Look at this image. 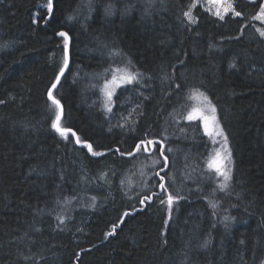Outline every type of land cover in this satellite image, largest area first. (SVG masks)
I'll return each instance as SVG.
<instances>
[{
    "label": "trees",
    "instance_id": "16d2710c",
    "mask_svg": "<svg viewBox=\"0 0 264 264\" xmlns=\"http://www.w3.org/2000/svg\"><path fill=\"white\" fill-rule=\"evenodd\" d=\"M195 1L53 0L49 17L47 0H0V264H264V0H234L241 16L224 20ZM59 31L61 126L103 156L51 127ZM122 67L137 81L107 111ZM197 89L229 140L227 191L211 137L186 119ZM156 173L180 197L171 218Z\"/></svg>",
    "mask_w": 264,
    "mask_h": 264
},
{
    "label": "snow or ice",
    "instance_id": "6c2138e0",
    "mask_svg": "<svg viewBox=\"0 0 264 264\" xmlns=\"http://www.w3.org/2000/svg\"><path fill=\"white\" fill-rule=\"evenodd\" d=\"M44 7L47 8L49 17L51 16V13L53 11V0H47L46 5ZM229 12H234L235 16L239 17L241 16V13L239 11H235L233 4L231 3V0H225V6L223 7V13L227 14ZM105 14L111 15L112 14V6L109 5L105 8ZM224 14H221L220 10H217L215 15L218 16L220 20H224L225 16ZM184 15L188 18L189 23L195 24L197 21L192 16L191 12H185ZM71 18V17H70ZM254 19L262 20L264 21V4L260 5L259 13ZM33 23H38L36 19L33 20ZM259 32V35L261 37H264V30L257 29ZM56 35L63 38V49H64V61L63 65L59 70V73L55 77V81L51 84L49 90H48V99L52 102V105L55 106L56 115L55 119L51 123V127L65 140L69 138V133H71V136L75 137V143L76 144H82L83 147H86L88 152L91 153L93 156H103L106 153L94 151L93 145L89 142H83L81 141L80 137L77 136L76 132L73 131L70 128L62 127L61 121H62V113H63V107L61 105V102L59 99H56L53 96V90L57 88V85L60 83V78L63 76L65 69L68 67V49H69V42L70 37L69 34L65 31H59L56 33ZM230 67H235V64H230ZM117 80V77L113 75L112 81L105 84V96L107 99V103L105 105L107 111H111V107L108 105L112 102V91L109 89L108 84L109 83H115ZM120 80L122 83L125 84H132L134 81H137V74L135 73H126L124 76L120 77ZM179 87V86H178ZM199 97L202 98V104L198 108L192 109L191 112L188 113L186 116V119L188 121H195L199 120L202 122V126L204 129L205 135H208L209 137H220L221 138V147L217 149L213 156L209 157L207 162V167L210 170H213L217 176L223 177V182L218 185L219 189L221 191H227L229 184L228 181L231 179V168L229 167L231 165V150L228 147V137L225 135L224 130L220 127L218 118H217V109L216 106L209 100L207 95H205L203 92H199V90H196ZM4 101L0 100V103H3ZM154 142L152 140H141L139 143L135 144V149L137 151H147L146 145H152ZM109 151H112L111 149ZM160 154L163 155V148L160 147L159 149ZM168 151H171V149H168ZM115 152L119 153L121 156H124L125 153L122 152L119 148L115 149ZM134 153L128 152L127 155H133ZM167 156L164 157L165 166L167 164ZM154 164L159 163V161H153ZM163 170V169H162ZM157 176H159V179L161 183L159 184V187L163 189L167 193L166 200L160 199L161 204H167L168 212H169V218H171V211L172 206L174 202H176L180 197L178 195H174L173 193L168 191V188L166 187L165 183L163 181L165 180L164 176H160L159 173H156ZM158 195V194H153ZM151 197L145 196L142 200H140L141 204H144L146 201H150ZM210 206L212 208L216 207L215 203L210 202ZM124 216L130 215V213L125 212L123 214ZM225 220H229V217H225ZM167 222V221H166ZM117 225H113L112 232L108 233V235L115 234ZM208 241H204V244L202 246H207Z\"/></svg>",
    "mask_w": 264,
    "mask_h": 264
},
{
    "label": "rangeland",
    "instance_id": "374dc122",
    "mask_svg": "<svg viewBox=\"0 0 264 264\" xmlns=\"http://www.w3.org/2000/svg\"><path fill=\"white\" fill-rule=\"evenodd\" d=\"M233 1L234 0H231L232 4H233ZM195 4L203 6L206 10L210 11L213 14H215L217 10H220L221 14H224L223 13V7L225 6V0H196ZM224 15H226V14H224ZM259 21L262 22L264 25V21H262V20H259ZM260 28H261V30H264V26H262ZM126 73H131V72H129L128 68H126V67H122V68L118 69L117 71L113 72V75H115L117 77V80L115 83H109L108 84V87L112 91L113 95H115L117 93V91L119 90V87L126 85L125 83H122L120 80V77L124 76ZM113 75L111 76V78L106 83L112 81ZM105 84L103 86V91L105 88ZM113 95H112V102H113ZM104 98H105V103H107L105 91H104ZM112 102H111V104H112ZM201 104H202V98H200L198 95H196V99L192 102V105H191L188 113L191 112L192 109L200 107ZM188 113H187V115H188ZM201 124H202V122H201ZM211 139L214 143V148L211 151L209 157L214 155L215 151L221 147V143H222L220 137H211ZM229 146H230V144H229V140H228V147ZM229 149H230V147H229ZM209 157H208V159H209ZM208 159H207V162H208ZM231 161H232V157H231ZM229 167L231 168V172H230V175H231L232 168H233L232 162H231V165ZM219 178L223 179V177H220V176H219ZM144 188H145V186L143 187V189Z\"/></svg>",
    "mask_w": 264,
    "mask_h": 264
},
{
    "label": "water",
    "instance_id": "95a60500",
    "mask_svg": "<svg viewBox=\"0 0 264 264\" xmlns=\"http://www.w3.org/2000/svg\"><path fill=\"white\" fill-rule=\"evenodd\" d=\"M48 19H49V17H48ZM70 43V42H69ZM68 62H69V54H68ZM62 77V76H61ZM61 79V78H60Z\"/></svg>",
    "mask_w": 264,
    "mask_h": 264
}]
</instances>
